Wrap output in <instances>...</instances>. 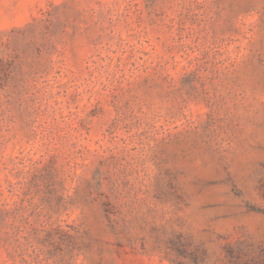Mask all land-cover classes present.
<instances>
[{
	"label": "rangeland",
	"instance_id": "374dc122",
	"mask_svg": "<svg viewBox=\"0 0 264 264\" xmlns=\"http://www.w3.org/2000/svg\"><path fill=\"white\" fill-rule=\"evenodd\" d=\"M0 264H264V0H0Z\"/></svg>",
	"mask_w": 264,
	"mask_h": 264
}]
</instances>
